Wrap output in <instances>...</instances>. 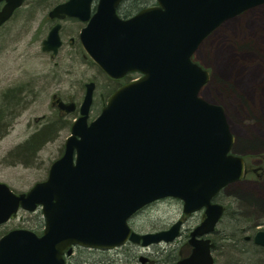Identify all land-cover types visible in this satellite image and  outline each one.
I'll return each mask as SVG.
<instances>
[{
	"label": "water",
	"instance_id": "obj_1",
	"mask_svg": "<svg viewBox=\"0 0 264 264\" xmlns=\"http://www.w3.org/2000/svg\"><path fill=\"white\" fill-rule=\"evenodd\" d=\"M6 2L0 27L25 0ZM124 0H66L49 17L59 20L42 50L59 52L61 21L86 25L80 42L108 76L142 75L116 89L100 114L89 121L95 81L86 83L79 116L71 126L64 153L48 177L26 192L0 182V225L20 209L44 216L41 235L14 228L0 237V264H65L79 245L112 249L130 241L149 246L170 243L182 221L169 229L139 233L129 220L148 204L167 197L183 202V213L204 209L205 219L191 232L192 254L173 264H214V244L203 236L224 213L216 195L246 173L222 105L200 96L210 72L193 60L201 43L222 23L264 0H156L129 18L118 14ZM67 112L76 102L57 99ZM255 241L264 245V230ZM142 264L146 258L141 257Z\"/></svg>",
	"mask_w": 264,
	"mask_h": 264
},
{
	"label": "rangeland",
	"instance_id": "obj_2",
	"mask_svg": "<svg viewBox=\"0 0 264 264\" xmlns=\"http://www.w3.org/2000/svg\"><path fill=\"white\" fill-rule=\"evenodd\" d=\"M57 1L64 0H50V5L45 6L39 4V0H27L0 29V99L9 88L17 86H22L23 91L29 88L31 93L24 98L17 115L7 123L8 130L0 137V182L8 184L16 192H26L36 182L45 180L52 162L64 151L70 128L59 129L54 138L39 150L31 165L13 162L15 154H11L44 122L59 116V108L55 106L57 98L75 101L79 105L85 93V83L91 80L98 82L90 120L97 117L107 99L103 90L107 81L104 74L87 62L85 54L75 47L76 43H70L72 37L77 40V34L67 31L68 35L62 36L63 45L57 55L42 50L43 40L53 25L48 13ZM65 24L67 30L76 26V23L68 20L63 21ZM250 37H257L258 47L264 42V6L224 22L201 43L194 54V60L212 74L210 81L201 89L200 96L224 107L236 138L233 152H239L238 155L245 158L251 169L244 179L229 184L216 195V202L227 209L220 225L231 233L236 231H231L237 227L235 225L251 226L252 221L264 212V61H250L252 65H249V71L243 76L237 95H228L214 82L216 77L222 75L224 53L234 49L240 40ZM262 54L263 46L257 56ZM74 113L76 117L68 116L73 121L79 115L78 112ZM252 168L257 170L252 171ZM241 196L249 200L250 206H255L254 211L242 206ZM42 215L41 209L36 212L21 209L16 217L0 226V231L16 227L37 229ZM182 215L183 203L169 198L141 211L131 223H135L133 226L137 231H152L169 226ZM199 217L197 213L190 223L198 221ZM257 224L264 228V223ZM43 229L44 217L43 225L40 226V230ZM213 237L217 244L229 241L226 239L229 235L225 233L223 236L215 233ZM181 240L183 237L171 246H153L151 252L154 259L171 256V252L166 255L160 254V251L166 248L167 251L174 250V247L180 246ZM244 244L245 249L235 250L227 244L224 249L215 250L216 264H264V248L248 241H244ZM88 254L85 252L83 256ZM92 254L104 260L97 258L93 263L88 262L90 264H140L138 258L127 261L117 253L112 255L98 251Z\"/></svg>",
	"mask_w": 264,
	"mask_h": 264
},
{
	"label": "trees",
	"instance_id": "obj_3",
	"mask_svg": "<svg viewBox=\"0 0 264 264\" xmlns=\"http://www.w3.org/2000/svg\"><path fill=\"white\" fill-rule=\"evenodd\" d=\"M155 2L156 0H124L118 7L117 11L122 17H130L142 8L150 6ZM39 4L44 6L48 4L50 5V0H39ZM68 21L76 23V26L72 29L67 30L66 24L63 25L62 35L66 36L69 32L77 34V40H74V43H76L75 47L81 49V52L85 54L78 37L79 31L82 28L83 24L77 19H68ZM246 31L247 30H245L244 32ZM256 40H258L257 37H250L244 40H240L236 44V46L234 44V49H228L227 52L224 53L225 57L222 59L224 69L222 75L220 74L218 77L215 78L216 80L214 83L216 85H219L221 87V90H224L228 95H237V91H239V87H241L242 84V78L249 71V65H252L250 64V61L255 59L264 61V54H262L261 56H257L258 50L262 48V46L264 47V42H261L258 47ZM85 57L88 59L87 62L92 64V66H96L98 68V66L86 54ZM99 70L104 74L107 80L103 86V90L105 94H107V98L118 87H120L125 82L132 80L136 76L127 75L122 79H114L106 75L101 69ZM96 84L98 85V82ZM29 94H31L29 88H26L23 91L22 86H17L16 88H9L6 92H4L0 99V137L8 130L9 125L7 123L10 121V119L14 118L17 115V110L21 107L24 98H26V96L28 97ZM75 114L76 113L67 115L65 114L63 116L59 115L57 118H51L48 121L44 122L42 126L37 128L24 142L18 145L16 149L11 152L12 155L15 154V157H13V162L23 163L24 165H31L32 163H34V160L37 158V153L39 152V150L47 141L52 140L54 138L56 132L59 129L71 128L73 120L68 116L76 117ZM241 197L242 206H247L248 209L254 211L255 206H250L249 200H247L245 196ZM42 225L43 217L42 220L39 221V227L37 229H34V231L38 234H41L42 230H40V226ZM133 225L135 226V223H133L132 226ZM235 226H237L238 230L236 231L238 232L240 229L248 230V226L245 227V225ZM7 231H0V237ZM226 239L229 240L227 242L231 243L228 246L235 250L241 248L245 249L246 247L244 244L242 233L238 236V245L236 244V242H232L234 240L232 237H230V235Z\"/></svg>",
	"mask_w": 264,
	"mask_h": 264
},
{
	"label": "flooded vegetation",
	"instance_id": "obj_4",
	"mask_svg": "<svg viewBox=\"0 0 264 264\" xmlns=\"http://www.w3.org/2000/svg\"><path fill=\"white\" fill-rule=\"evenodd\" d=\"M27 1V0H26ZM25 1V2H26ZM98 0H95V3H94V9H95V4L97 3ZM5 2H0V9L4 6ZM56 6V5H53L52 8ZM120 6V5H119ZM261 6H264V3H262L261 5H257V6H254L252 8H249L247 10H244L242 12H240L237 16L240 17L242 16L243 14H245L246 12L250 11V10H254L257 9L258 7H261ZM51 8V9H52ZM50 9V10H51ZM17 11H14L12 17L8 20L10 21L13 16L16 14ZM49 14V13H48ZM135 15V14H133ZM132 15V16H133ZM49 16V15H48ZM130 16V17H132ZM50 18V17H49ZM125 18H128V17H125ZM68 19H74V18H66L64 19L63 21H66ZM232 19V18H231ZM230 20V19H229ZM6 21L1 27L0 29L8 22ZM50 21L53 23L52 27L58 22L57 19H53V18H50ZM62 21V22H63ZM82 23V22H81ZM83 26L85 25L84 23H82ZM223 24V23H222ZM221 24V25H222ZM220 25V26H221ZM82 26V27H83ZM51 27V28H52ZM63 28V26H62ZM62 28H61V36L62 35ZM63 39V38H62ZM74 38H70V43H74ZM63 45V44H62ZM62 47V46H61ZM60 47V48H61ZM60 50V49H59ZM128 75H137V73H132V74H128ZM127 76V75H126ZM125 76V77H126ZM140 75H138L137 77H139ZM136 77V78H137ZM135 79V78H134ZM131 81V80H130ZM130 81H127V82H130ZM125 82V83H127ZM59 99V98H57ZM62 99V98H60ZM66 101V100H65ZM70 101V100H68ZM67 102V101H66ZM55 106H58L57 103ZM59 108V107H58ZM59 115H65L66 112L62 111L59 109ZM246 166H247V172H246V176L251 172V169L249 168L248 164L246 163ZM257 169L256 168H252V171H256ZM229 186V185H228ZM227 187V186H226ZM225 187V188H226ZM216 197L214 198V202H216ZM157 203V202H155ZM223 205V204H222ZM224 206V205H223ZM149 206H147L146 208H148ZM146 208H144L143 210H146ZM141 210V211H143ZM140 211V212H141ZM227 211L226 207L224 206V213L222 215V217L220 218L219 222L217 223V225L214 227L213 230L209 231L208 233H206L203 238L205 239H210L211 242L214 244V246L212 247L211 249V253H212V256H213V259H214V264H216V258L214 256V251L217 250V249H224L226 247L227 244H231L230 242L228 243H224V242H221V243H218L217 244V241L214 239V235L215 233L216 234H227V235H230V237L233 238L234 241L232 242H236V244L238 245V236L239 234H243V239L244 241H248V242H252L254 243L255 245L257 246H260L262 248H264V245H261L259 243H257L255 241V236L256 234L258 233V231L260 230H264V228L260 225H251V226H248V230H244V229H241L239 230V232L237 231V234L234 236L232 234H228L227 232L228 231H225L220 223L223 222L222 218L224 217V214L225 212ZM139 213V212H138ZM199 213V220L196 221V222H193V223H190V220L192 218H194V216ZM134 217L131 219V221H133ZM179 220L182 221V225H181V228H180V235L178 236V238L180 237H183V241L181 242L180 246L178 247H174V250L172 249L171 251H167V248L165 250H161L160 251V254H166V255H169V253L171 252L172 255L171 256H167L166 258H157V259H154L153 257V253L151 252V249L153 246H161V245H170L173 243V242H176L177 239H175L174 241H172L171 243H161V244H157V245H151L149 247H143L141 244H136V243H132L130 241H128L126 244L124 245H121V246H118V247H115V248H112V249H106V250H102V249H95V248H87V247H83V246H79V245H75L73 246V251L72 253L68 254L66 253L64 255V258H65V264H90L88 262H91L93 263L94 261H97V256L92 254L90 255L91 253H94V252H98V251H102V252H107V253H117L118 255L120 254L121 257H124L127 261H130L131 259H136L138 258V260L140 261V264H142V261H141V257H145L146 258V264H173V263H176L184 258H187L189 257L191 254H192V251H193V245L191 244L190 242V239H191V232L205 219V212L204 210H201L199 212H196L192 215H189V216H186V215H182L180 216V218H178ZM177 219V220H178ZM130 221V223H131ZM172 224V223H171ZM171 224L167 227H163V228H157L156 230H152V231H144V232H153V231H158V230H164V229H167L171 226ZM218 226V227H217ZM221 227V228H220ZM134 230H136L134 227H133ZM137 231V230H136ZM252 231V234H249L251 233ZM138 232H142V231H138ZM142 232V233H144ZM41 235V234H39ZM120 250V251H119ZM165 251H167L166 253H164ZM89 253L86 257L83 256V253ZM130 256H133V258H130ZM98 259H102V261L104 260L103 258H98Z\"/></svg>",
	"mask_w": 264,
	"mask_h": 264
},
{
	"label": "bare ground",
	"instance_id": "obj_5",
	"mask_svg": "<svg viewBox=\"0 0 264 264\" xmlns=\"http://www.w3.org/2000/svg\"><path fill=\"white\" fill-rule=\"evenodd\" d=\"M238 215V214H237ZM233 216H231L230 217V219L232 218ZM261 222V224L262 223H264V212L262 211L261 213H260V215H258L257 216V218L256 219H254L253 221H252V225H258L257 223H260ZM261 226V225H260ZM235 231V230H238V228L236 227L235 229H231V231ZM227 233H231L230 231L229 232H227ZM232 235H236L237 234V231H235L234 233H231Z\"/></svg>",
	"mask_w": 264,
	"mask_h": 264
}]
</instances>
